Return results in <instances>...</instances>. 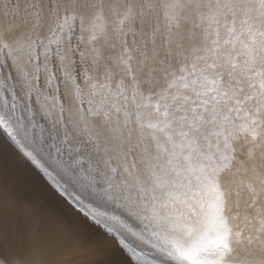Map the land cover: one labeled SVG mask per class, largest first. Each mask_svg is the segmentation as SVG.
<instances>
[{
    "label": "snow or ice",
    "instance_id": "1",
    "mask_svg": "<svg viewBox=\"0 0 264 264\" xmlns=\"http://www.w3.org/2000/svg\"><path fill=\"white\" fill-rule=\"evenodd\" d=\"M0 133L77 204L65 177L142 206L170 264H264V0H0Z\"/></svg>",
    "mask_w": 264,
    "mask_h": 264
},
{
    "label": "rangeland",
    "instance_id": "2",
    "mask_svg": "<svg viewBox=\"0 0 264 264\" xmlns=\"http://www.w3.org/2000/svg\"><path fill=\"white\" fill-rule=\"evenodd\" d=\"M0 163L4 166L2 173L8 174L7 177L0 174V264H132L133 261V264H159L148 262L145 256L141 258L146 252L143 245L125 234L122 236L103 218L91 216L90 205L82 201L79 205L61 192L53 180L26 159L2 133ZM38 171L43 173L44 179L35 174ZM71 220L80 222L89 234L82 233ZM106 239L111 246L101 257L95 253V247ZM69 244L75 245L74 251ZM133 247L141 250L142 255L134 254V257ZM110 250L117 255H110Z\"/></svg>",
    "mask_w": 264,
    "mask_h": 264
},
{
    "label": "bare ground",
    "instance_id": "3",
    "mask_svg": "<svg viewBox=\"0 0 264 264\" xmlns=\"http://www.w3.org/2000/svg\"><path fill=\"white\" fill-rule=\"evenodd\" d=\"M6 5H7V0H5V6ZM87 28H88V24L80 25V26L75 28V30L72 34V38H71L72 47L75 48L77 45H80L81 50L88 47L87 39H86L87 33L85 31V29H87ZM55 47L56 46L53 45L54 49H55ZM48 59H49V68L58 77V79L56 80L55 83L59 87L60 91L56 92L51 88H47L43 74L40 75V79H39V81L36 82L35 86L37 88H39L40 91L43 92V94L45 96L59 95L60 96V102L62 104H64L65 101H68V103L65 104V107H68V104L71 103V97L68 95H62L61 94V93L65 92V86L63 84H61V80H60V77L62 76V71L59 73H57V71H56L60 67V62L54 53H49ZM73 59L75 61V64L73 66V75L77 77L76 83L80 84L81 87H83V81L81 80L80 77H81V73L83 72V70L87 68V64H82L80 61V58L78 56L73 57ZM13 75L15 76V73H13ZM12 84L15 85V87L13 89V95H15V97L17 99L18 110H19L20 108L23 107V105L25 103V101L22 100L21 97L24 96V93L27 91V89H26L25 85L23 84V81L20 80L19 78L13 79ZM5 96L7 97V93L5 94ZM28 103L30 104V107H31V112H32V115L34 117V123L36 125H38V127L33 128V130H32L33 131L34 146L37 148H40V144L37 141V137L40 136L41 129H45V131H44V147H43V149H41V154H42L45 161H47L48 163H52V159L49 157L50 149L48 148V144L50 142L46 139V137H47L46 129H47L48 125H47L45 119L43 118V116L37 111V105L35 103V95L34 94L32 95L31 100L28 101ZM50 118H51V116L49 115V119ZM9 144L10 143L8 142V145ZM51 151H52V156L55 157L54 150H51ZM64 160H65V165L72 163V161L67 156L64 157ZM3 167L0 165V174L1 175L2 174L4 175L5 173H7L6 171H5V173H2ZM49 171H52V169L49 168ZM35 174L38 177L43 178V173L41 171H38ZM5 175L7 177L8 174H5ZM53 175L55 176V172H53ZM3 178H5V176ZM5 181H3V182H5ZM65 181H68L67 177H65L64 180H61V182L64 184L65 188H67V191L69 193H71L73 196L78 197L80 201L86 203L87 205H90V208L92 209V214L90 213L91 216H94L95 219L103 218L104 220H106L107 222L112 224L114 227H116L118 232H120V234L122 233V236H123V234H125L131 240L135 241L136 243L141 244V246L142 245L144 246V248L146 249V252H144L145 255H142L139 252L141 250H137L135 252L133 250H131L133 252V253L132 252L131 253L134 257H136L137 254H141L142 255L141 258H144V256H145L146 258H144V259L150 263L153 261L154 262L157 261L159 264H170L169 261L164 260L162 256H160L158 253L154 252L153 246H155L156 249L164 248L165 246L168 245L169 241L173 238L172 234L170 232L166 231L165 229H163L160 225V222L157 219H154L150 214L143 211L142 206H136V205L120 198L118 193L117 194L109 193L108 196H105L100 191V186L98 184L90 185L87 179L68 181L67 183ZM33 184L35 185V183H33ZM5 186H6V184L4 185V187ZM6 189H8V188H6ZM10 189L11 188L9 186V190ZM59 190L67 195V193H65L62 189H59ZM13 201H14V199H13ZM15 202H17V200ZM51 202H52V200H51ZM51 206H56V205H51ZM84 208L85 207H83V209ZM54 209H56V207ZM85 210H86V208H85ZM74 222L75 221L71 220V223L74 224ZM75 224L74 225L78 229H80V231L82 233L88 232V231L86 232L87 229H84L85 226L83 228L80 222H77V223L75 222ZM87 234H89V233H87ZM91 234H93V233H91ZM71 240H72V237H71ZM67 245H68V243H67ZM74 246L75 245H73V247L71 246L72 250L74 249ZM110 246H111V244L109 241H107V239L102 240V243H99L95 247V249H96L95 253L97 255L101 254L100 256L102 257V254L103 253L106 254V251L108 249H110ZM66 249H68V248H66ZM62 250H63V248H62ZM77 250H79V249H77ZM109 252H110L109 254L112 256L117 255V254H114L115 251H113V250L112 251L110 250ZM123 255L124 254H120L119 256H123ZM123 257H121V258L123 259ZM133 262H135V261H133ZM133 262H132V264H133ZM128 263H130V262H128Z\"/></svg>",
    "mask_w": 264,
    "mask_h": 264
},
{
    "label": "water",
    "instance_id": "4",
    "mask_svg": "<svg viewBox=\"0 0 264 264\" xmlns=\"http://www.w3.org/2000/svg\"><path fill=\"white\" fill-rule=\"evenodd\" d=\"M92 207V206H91Z\"/></svg>",
    "mask_w": 264,
    "mask_h": 264
}]
</instances>
